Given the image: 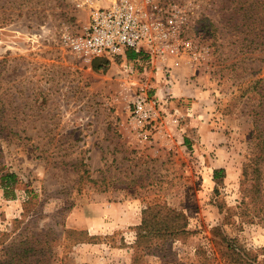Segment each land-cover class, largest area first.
Here are the masks:
<instances>
[{"label":"rangeland","instance_id":"rangeland-1","mask_svg":"<svg viewBox=\"0 0 264 264\" xmlns=\"http://www.w3.org/2000/svg\"><path fill=\"white\" fill-rule=\"evenodd\" d=\"M84 1L0 0V169L17 175L13 198L0 189V261L36 239L33 264H224L211 241L219 228L264 264V224L244 196L256 175H243L264 50L239 45L229 0H136L170 29L174 51L95 71L94 58L53 40L82 32ZM143 86L168 99L147 139L130 123ZM143 210L179 214L187 234L166 241L170 253L138 250Z\"/></svg>","mask_w":264,"mask_h":264},{"label":"trees","instance_id":"trees-1","mask_svg":"<svg viewBox=\"0 0 264 264\" xmlns=\"http://www.w3.org/2000/svg\"><path fill=\"white\" fill-rule=\"evenodd\" d=\"M229 4L231 5L229 16L231 27L233 30H239L238 34L242 37L239 45L249 51L264 50V0H229ZM124 57L129 61H135L137 58L146 60L145 56L129 50L125 51ZM116 59L121 58L117 57ZM92 62L93 70L104 71V65L108 63V60L94 58ZM252 83L254 86H250V88L251 91H255V96L252 94L254 98L252 99L250 114L253 115V126L250 136L255 141L256 151L252 153L248 163L243 167V175L247 174L248 168H252L256 177L252 178L254 181L248 191L245 190L244 196L248 192L253 194V199L250 200L255 205L253 215H259L264 224V77L259 79L258 82ZM252 95H250L251 98L253 97ZM2 170L0 169V189L4 198L11 199L15 196L14 186L17 183V175L13 172L1 173ZM221 171L223 170H214L213 178L216 179ZM142 213L141 222L137 226V237L139 245H141H137L139 251L148 250L153 244L159 247L160 251L170 253L169 249L164 246L166 241L169 238L175 239L179 235L182 238V236L187 234V230L177 225L179 214L172 210H167L163 213L143 210ZM165 216H171V218H166ZM211 235L218 238L217 240H215L216 238L211 239V241L224 264H261L255 258H252L251 253L241 247L235 238H230L223 234L219 228L212 229ZM35 237L32 236L31 238ZM153 238H156L157 241H152ZM36 242V239L34 242H29L26 248L19 247L16 244L14 250H11V253L3 261L1 260L0 264H25L28 252H31L33 259L28 261L27 264L39 262L40 260L38 259L34 260L36 253V257L39 256L38 248L35 247ZM137 259V254L133 255L132 261L135 262ZM169 264L181 263L171 261Z\"/></svg>","mask_w":264,"mask_h":264},{"label":"built area","instance_id":"built-area-1","mask_svg":"<svg viewBox=\"0 0 264 264\" xmlns=\"http://www.w3.org/2000/svg\"><path fill=\"white\" fill-rule=\"evenodd\" d=\"M84 3L88 17L82 32L63 31L53 38L71 52L88 58L126 60L124 54L129 50L145 56L148 64L153 65L157 57L164 58L174 51L170 29L149 21L136 0H112L107 6H94L90 0ZM166 82L170 83L169 76ZM146 88L143 86L134 94L130 109L132 128L144 139L151 135V126L161 118V105L168 100L162 102L157 92L149 95Z\"/></svg>","mask_w":264,"mask_h":264},{"label":"crops","instance_id":"crops-1","mask_svg":"<svg viewBox=\"0 0 264 264\" xmlns=\"http://www.w3.org/2000/svg\"><path fill=\"white\" fill-rule=\"evenodd\" d=\"M174 70H176V69L173 68L172 72H174ZM174 81H175V83L172 84V88L170 91H172V93H174V95L177 97V99H181L183 96L188 95V94H185L184 90H186V89L181 86V78L178 79V77H176V72H175ZM177 112L181 114V109H180V111L177 110Z\"/></svg>","mask_w":264,"mask_h":264}]
</instances>
